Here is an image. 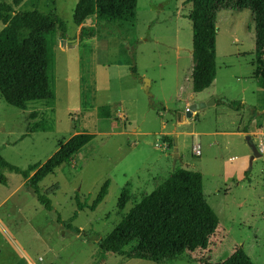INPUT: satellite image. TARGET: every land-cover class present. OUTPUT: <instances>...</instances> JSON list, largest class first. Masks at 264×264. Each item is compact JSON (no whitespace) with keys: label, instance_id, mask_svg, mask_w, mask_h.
<instances>
[{"label":"rangeland","instance_id":"1","mask_svg":"<svg viewBox=\"0 0 264 264\" xmlns=\"http://www.w3.org/2000/svg\"><path fill=\"white\" fill-rule=\"evenodd\" d=\"M5 1L15 10L57 13L65 21L62 38L68 41L61 44L56 33L49 42L53 101H32L20 109L0 96V155L24 169L46 161L74 133L94 137L39 182L52 211L26 185L0 204V216H9L3 217L9 231H0V264H23L24 252L31 258L42 256L44 264H156L117 254L99 256L98 241L178 167L201 172L203 194L219 226L205 249L184 252L161 264H200L198 258L219 261L236 246L254 264H264V153L252 157L248 134H237L250 120L264 121L257 114L264 108V92L257 81L255 55L257 20L264 32V2L255 13L248 9L218 12L216 76L206 90L194 93L188 80L195 61L187 0H137L133 24L122 30L114 24L92 36H81L80 28L94 27L95 14L81 24L73 19L88 0ZM14 43L0 37V49ZM145 78L150 96L143 89ZM189 92L193 98L208 97L205 101L214 98L216 104L196 110L177 136L167 133L176 124L175 111L186 113ZM222 98L238 102L240 111L222 103ZM102 105L114 112L112 118L97 117L96 109ZM164 110L161 117L159 112ZM212 129L228 133L195 136L185 132ZM174 136L178 153L172 144ZM255 138L264 143V136ZM195 142L200 144V155L192 150ZM0 173L5 177V183L0 182L1 199L23 178L5 168ZM106 180L108 191L101 203L94 210H77L76 196L90 204ZM122 191L127 202L120 208Z\"/></svg>","mask_w":264,"mask_h":264},{"label":"trees","instance_id":"2","mask_svg":"<svg viewBox=\"0 0 264 264\" xmlns=\"http://www.w3.org/2000/svg\"><path fill=\"white\" fill-rule=\"evenodd\" d=\"M191 3L188 18L192 26V89L200 91L208 87L215 77L216 17L222 10L248 9L258 12L264 0H187ZM137 0H88L78 13L74 23L81 24L86 17L96 15L98 23L81 26V36H92L96 30L114 26L122 30L133 24L136 18ZM77 15V16H75ZM0 37L13 40L14 44L0 49V96L17 108L25 109L28 102L44 100L51 102L55 92L49 77L53 51L49 42L61 32L66 33V24L55 12L44 13L37 8L15 10L5 0L0 1ZM97 27V29L95 28ZM255 55L258 64V83L264 92V32L257 20L255 26ZM132 72L135 69L132 67ZM225 101V102H224ZM223 103L238 110V102L223 99ZM99 118L109 119L113 114L108 105L97 107ZM94 134L77 132L62 142L55 152L43 163L28 164L20 169L0 155V169L19 173L25 185L37 201L47 210L53 205L42 192L39 182L73 156ZM30 173H32L30 175ZM0 182L5 177L0 173ZM108 191V180L104 181L90 204L81 202L76 196L77 210L87 207L94 210ZM127 202L124 191L118 199V207ZM76 211L71 216L76 217ZM57 221L60 218L57 216ZM219 226V218L207 203L203 194L202 175L199 171L175 168L156 190L144 195L136 202L113 230L98 241L97 254H110L126 258L144 259L156 264L171 262L184 252H194L207 247L210 238ZM79 232L78 228L74 229ZM133 243V244H132ZM130 244L128 248L126 246ZM200 264H254L241 246L219 261L198 258Z\"/></svg>","mask_w":264,"mask_h":264},{"label":"crops","instance_id":"3","mask_svg":"<svg viewBox=\"0 0 264 264\" xmlns=\"http://www.w3.org/2000/svg\"><path fill=\"white\" fill-rule=\"evenodd\" d=\"M117 64H119V62L117 63ZM216 64V63H215ZM192 72H193V68H192V70H191V72H190V74H189V78H188V80H190V83H191V90L193 91V89H192ZM215 76H216V72H215ZM214 79H215V77H214ZM213 79V80H214ZM187 80V81H188ZM213 82V81H212ZM212 82H211V84H212ZM211 84L209 85V86H211ZM208 86V87H209ZM208 87H206V88H204V89H202V90H200V91H193L194 93H201L203 90H206ZM193 92H189L188 93V97L185 99V110H186V108H187V106L189 105V104H192V103H194V102H200V101H205L208 97H196V98H193V95H194V93ZM216 95V94H215ZM222 99H225V100H228V101H230L229 99H227V98H222ZM221 102L223 103V100H221ZM225 102V101H224ZM215 104H216V101H215ZM260 109H261V107H260ZM112 111V110H111ZM175 111V110H174ZM240 110H237V112H239ZM263 112H264V108L263 109H261L259 112H257V114L259 115L260 114V116H264L263 115ZM114 112L112 111V114H113ZM160 113V116L162 117V115L164 116L165 115V110H164V112H159ZM175 113H176V124H174V123H172V128L170 129V131L169 132H167V133H169V134H175L176 136H177V134L178 133H181V131L180 130H178L179 129V127L180 126H183L184 124H187L188 122H189V120L187 119L188 117L185 115V113H183V112H177V111H175ZM195 112H193L192 113V115L194 114ZM191 115V116H192ZM195 115H197V114H195ZM245 115V114H244ZM180 118H186V120H182L181 121V119ZM242 120H245V118H243V115H242ZM246 122H247V115H246ZM259 124H261V127H259ZM161 127L162 128H165L166 127V124L163 122L162 124H161ZM187 134H189V135H197V134H209V135H212V134H216V135H218V134H222V135H224V136H226L225 134H227L228 133V131H224V130H222V129H212V130H210V131H207V132H202V131H197V130H191V131H185ZM237 134L239 135V136H244L245 134H248L247 136H250V138H251V140L253 141V143L256 145V147L258 148V150H259V148L261 147V146H263L264 147V143H262L261 142V140L259 141V143H257L256 142V138H255V135H261V136H264V121H259L258 119H253L252 121L250 120L247 124H246V126L244 125V129L243 130H239V131H237ZM197 136H199V135H197ZM172 137V136H171ZM195 143H198V142H195ZM195 143H193V144H195ZM172 144H173V146H174V151L176 152L177 151V153H178V149H177V147H176V137L174 136L173 137V140H172ZM199 144V143H198ZM200 145V144H199ZM58 148V147H57ZM56 148V149H57ZM201 154V153H200ZM199 154V155H200ZM262 154V153H261ZM51 156V155H50ZM176 157H174V159H175ZM190 170V169H189ZM195 171V170H194ZM201 173V172H200ZM202 175V174H201ZM203 180V179H202ZM203 183V182H202ZM24 186L25 185V180L23 179V181L20 183V184H18L17 186H15L14 188H12L11 190H9L8 191V193L6 194V195H4L1 199H0V204H2L8 197H10L13 193H15V191H17V189L20 187V186ZM202 187H203V184H202ZM3 217L7 220L8 218H9V216H0V231H3V232H6L7 233V230H8V228H7V226L5 225V223H4V221H3ZM9 231V230H8ZM12 234V233H11ZM21 257H22V260H23V264H26V262L28 261V260H31V261H33V260H35L36 258H31V257H29L27 254H26V252H24V253H22V255H21Z\"/></svg>","mask_w":264,"mask_h":264},{"label":"water","instance_id":"4","mask_svg":"<svg viewBox=\"0 0 264 264\" xmlns=\"http://www.w3.org/2000/svg\"><path fill=\"white\" fill-rule=\"evenodd\" d=\"M61 35H62L61 32H59L58 36L60 38L61 44L65 45L68 40L62 38ZM143 89L148 94V96H150L149 91H148V89H149V80L146 79V78H145V81H144ZM214 104H215V99L214 98H210L208 101L194 102V103L189 104L187 106L185 115L187 117H190L192 115V113L195 112L196 110H198L200 108H203V107H206V106L214 105ZM263 114H264V112H263ZM246 141H247L248 145L250 146V148L252 150V157L261 156V152L258 150L256 145L253 143V141L251 140L250 136H246Z\"/></svg>","mask_w":264,"mask_h":264},{"label":"built area","instance_id":"5","mask_svg":"<svg viewBox=\"0 0 264 264\" xmlns=\"http://www.w3.org/2000/svg\"><path fill=\"white\" fill-rule=\"evenodd\" d=\"M200 149H201V147H200V145H199L198 143H195V144L192 145V150H193V152H194L195 155H199V154H200V152H201ZM259 151H260L261 153H264V147L261 146V147L259 148ZM26 264H44V260H43V257H42V256H38V257H37L35 260H33V261L28 260V261L26 262Z\"/></svg>","mask_w":264,"mask_h":264}]
</instances>
